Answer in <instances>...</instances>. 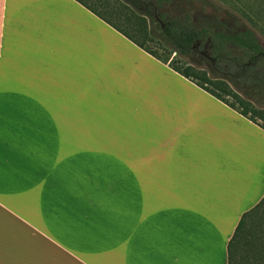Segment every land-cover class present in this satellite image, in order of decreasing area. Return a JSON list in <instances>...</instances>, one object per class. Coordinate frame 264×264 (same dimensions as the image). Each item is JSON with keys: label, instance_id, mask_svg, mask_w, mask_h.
Masks as SVG:
<instances>
[{"label": "crops", "instance_id": "0c3cea01", "mask_svg": "<svg viewBox=\"0 0 264 264\" xmlns=\"http://www.w3.org/2000/svg\"><path fill=\"white\" fill-rule=\"evenodd\" d=\"M264 128L79 0H0V264H228Z\"/></svg>", "mask_w": 264, "mask_h": 264}, {"label": "trees", "instance_id": "16d2710c", "mask_svg": "<svg viewBox=\"0 0 264 264\" xmlns=\"http://www.w3.org/2000/svg\"><path fill=\"white\" fill-rule=\"evenodd\" d=\"M79 1L160 60L147 45L157 38L186 60L174 63L170 59L172 69L249 120L264 122V48L249 28L232 31L223 23L216 26L207 11L210 0H123L139 14L134 19L126 16L131 28L109 18L114 9L106 0ZM198 47L209 49L214 60L215 65L208 70L193 58ZM227 254L228 264H264V196L242 214L228 242Z\"/></svg>", "mask_w": 264, "mask_h": 264}, {"label": "rangeland", "instance_id": "374dc122", "mask_svg": "<svg viewBox=\"0 0 264 264\" xmlns=\"http://www.w3.org/2000/svg\"><path fill=\"white\" fill-rule=\"evenodd\" d=\"M106 2L114 9L113 12L115 14L112 16L108 15L109 18L116 20L122 27H125L126 24L127 27L131 28L128 21H126V16H131L134 19L139 14L123 0H106ZM210 2L211 5L207 11L215 19L214 23L216 26H220L223 23L232 31L249 28L255 32L264 48V0H210ZM146 20L149 22L148 17H146ZM147 45L157 52L162 61L168 63L172 58L174 63H184L186 61L178 54L172 53L157 38L147 42ZM193 58L199 63L201 68L206 70L215 65L209 49L206 47H198ZM262 101L264 102V98ZM255 122L264 128L263 121L257 119Z\"/></svg>", "mask_w": 264, "mask_h": 264}]
</instances>
